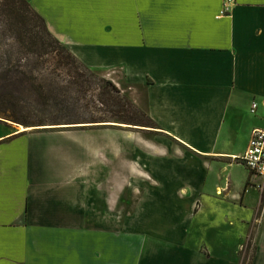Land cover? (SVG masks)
<instances>
[{
    "label": "crops",
    "instance_id": "0c3cea01",
    "mask_svg": "<svg viewBox=\"0 0 264 264\" xmlns=\"http://www.w3.org/2000/svg\"><path fill=\"white\" fill-rule=\"evenodd\" d=\"M27 1L158 129L45 132L0 122V264H238L261 199L245 206V184L244 195L230 194L227 170L251 132L264 131V0H234L229 13L224 0ZM134 194L154 203L115 221L113 197ZM213 195L239 202L228 223L243 237L231 249L195 231L226 222L225 208H195ZM254 242L252 264H264V208Z\"/></svg>",
    "mask_w": 264,
    "mask_h": 264
},
{
    "label": "trees",
    "instance_id": "16d2710c",
    "mask_svg": "<svg viewBox=\"0 0 264 264\" xmlns=\"http://www.w3.org/2000/svg\"><path fill=\"white\" fill-rule=\"evenodd\" d=\"M0 122L45 132L158 129L115 84L53 37L27 0H0ZM242 249L239 264H252V234Z\"/></svg>",
    "mask_w": 264,
    "mask_h": 264
},
{
    "label": "rangeland",
    "instance_id": "374dc122",
    "mask_svg": "<svg viewBox=\"0 0 264 264\" xmlns=\"http://www.w3.org/2000/svg\"><path fill=\"white\" fill-rule=\"evenodd\" d=\"M97 74V73H96ZM99 76H101V74H97ZM23 128V127H22ZM33 130V128H31ZM114 130H123V129H114ZM125 130V129H124ZM88 131V130H87ZM145 132V131H144ZM149 133V132H148ZM145 136H147L148 134H143ZM114 138V135H113ZM93 142L97 143L99 141H102V138L100 136H94V138L92 139ZM113 140V141H117ZM125 141V140H124ZM120 142L123 143V140H120ZM238 145H240L241 143H237ZM228 172V176H231V180L233 183V187H231V193L230 194H237V196L239 194L244 195L243 191H244V184L246 185L248 183V185H246L248 188L247 193L245 194V200H244V205L247 206L248 208H254L256 207L259 199L260 200V204H259V208L257 210V212L255 213V217L253 219V222L251 224H249L248 228H247V232L245 233V238L241 241L242 242V247L246 241V239L248 238V236H250L252 234L253 237H255V234L257 233V231L259 230L260 227V220H261V214L263 209H261V205L262 208H264V200L263 198H259V194L257 193L256 189L253 187L254 181L255 179L252 178L249 175V172L241 165V164H235L234 166H232L231 168H229V170H227ZM221 175V174H219ZM247 177H249V180L247 179ZM218 176H217V180L215 181L216 184H219L218 181ZM225 175H222L220 180L223 179L224 180ZM218 181V182H217ZM214 182H210V184L212 185ZM207 190V188H204V191ZM213 193V192H212ZM211 193V194H212ZM136 194V193H135ZM134 196H128V197H116L114 196L113 199L115 201L114 203V208H115V212H114V220L115 221H121L126 219L125 216H129V219L133 220V218L135 217V220L137 219V215L138 213H136L138 206H143V205H147L149 206L150 204L154 203V198L153 197H147L146 200H144L143 197L139 198L137 197V195ZM232 196L230 195V198ZM185 197H181V200H185ZM224 200L223 197H215L213 195L211 201L207 199H199L195 204H196V210L200 209L201 207L205 208V210L210 211L211 208L213 207H217L219 206L222 209H226L228 212L225 214V217H227V220L225 223H219L218 221H213L212 223H209L208 221L204 224V225H195V231L197 233H199V238H201L200 240H204V241H221L223 240L225 242V244H222L220 246L225 247V249H231L232 247L235 246V242L238 241L237 238H242L243 235L240 233L239 230L237 231H233V228L229 225V221L232 220V222H235V220L237 221L238 219V214H235V212L237 211L236 208L239 207V202H232L231 200L228 199V201H223L221 202V200ZM163 202V201H162ZM216 204V205H212ZM117 205V206H116ZM191 203L189 202H177V206H183L185 207H190ZM234 205H236L234 207ZM235 208V209H234ZM195 210V211H196ZM236 210V211H235ZM218 209H215V212L213 214V216H218ZM221 213V212H219ZM244 215V213H242ZM168 217V216H167ZM222 218H224V215L221 216ZM231 219V220H230ZM162 222L167 221L163 219V217L161 218ZM188 220H189V216H188ZM196 224V223H195ZM118 232V230H115V233ZM202 234V235H201ZM210 245V244H209ZM211 247V245H210ZM242 248L240 249L239 253H242ZM239 264V263H238Z\"/></svg>",
    "mask_w": 264,
    "mask_h": 264
},
{
    "label": "built area",
    "instance_id": "2783aa9c",
    "mask_svg": "<svg viewBox=\"0 0 264 264\" xmlns=\"http://www.w3.org/2000/svg\"><path fill=\"white\" fill-rule=\"evenodd\" d=\"M234 0H224L223 12L229 13ZM256 105H253L255 109ZM248 172L257 180L253 187L260 198L264 200V131L255 129L251 132L245 153L237 159Z\"/></svg>",
    "mask_w": 264,
    "mask_h": 264
},
{
    "label": "bare ground",
    "instance_id": "6f19581e",
    "mask_svg": "<svg viewBox=\"0 0 264 264\" xmlns=\"http://www.w3.org/2000/svg\"><path fill=\"white\" fill-rule=\"evenodd\" d=\"M21 130H23V131H24V130H29V128H21Z\"/></svg>",
    "mask_w": 264,
    "mask_h": 264
}]
</instances>
